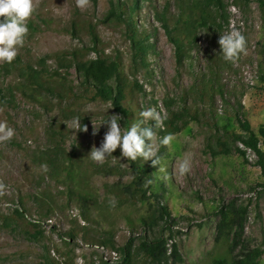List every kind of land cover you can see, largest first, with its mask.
Wrapping results in <instances>:
<instances>
[{"label":"rangeland","instance_id":"obj_1","mask_svg":"<svg viewBox=\"0 0 264 264\" xmlns=\"http://www.w3.org/2000/svg\"><path fill=\"white\" fill-rule=\"evenodd\" d=\"M183 1L192 0H140L138 23L152 31L156 42L149 59L153 69L151 82L145 73L140 74V82L147 91L139 100L141 106L156 107L163 121L168 116L167 101L171 100L173 108L178 110L179 98L197 83L196 73L212 69L218 71V83L229 101L225 104L220 96L215 99L218 126L242 133L232 116L235 105L241 101L246 118L258 132L264 127V9L257 0L246 5L236 4L234 0L238 13L233 16L229 10L230 25L215 34L201 31L197 47L191 50L192 59L179 61L175 43L156 12L177 19ZM223 1L230 5V0ZM33 3L29 32L18 51V59H35L91 45L87 30L77 36L73 34V23L77 22L80 28L93 27L106 52L119 53L128 68L130 42L125 26L109 16L111 0H89L83 9L77 7L76 0H33ZM229 30L239 31L246 38V53L236 63L225 61L220 54L218 39ZM47 68L54 71L56 62L49 60ZM65 76L76 89L80 83L76 72L72 70ZM20 82V76L13 72L2 79L1 85L14 86ZM192 101L189 96L188 104ZM48 102L45 108L44 104L20 93L14 107L0 102V122L15 129L10 141H0V181L7 186L0 195V264H48L47 259L61 264L65 257L61 252L72 253L75 264L101 261L103 255L96 249L100 245L97 241L113 237L122 246L143 235L139 220L147 217L155 206L154 198L133 204L122 202L110 191L112 186L121 188L133 179L131 164L127 158H121L119 148L103 164L88 158L93 145L99 147L103 141L107 125L102 123L118 115L110 103L89 102L71 112L69 100L61 106L57 99ZM206 111L199 123L192 122L175 134L170 147L160 145L161 136L156 134L153 144L162 157L164 171L153 167L150 161L139 160L141 166L152 171L150 193L163 198L177 223L173 231L183 257V262L178 264H212L219 221L217 210L230 201L249 207L244 236L233 255L239 257L257 247L264 249V175L251 151L247 152V161L237 153L210 155L207 143L213 117ZM54 124L61 125L62 147L74 159L70 171H79L73 174L71 182L61 186L52 181L50 172L55 168L47 161L53 145L48 133ZM82 125L87 126V132L79 131ZM120 126L124 130L121 122ZM94 128L99 130L96 135ZM261 147L264 150L263 141ZM185 156L191 160V171L181 175L178 162ZM81 166L83 170L79 169ZM76 194L87 200L84 207L77 202ZM20 200H24L28 210L26 220L41 223L45 234L39 242L29 241L24 228L11 219ZM48 206L51 213H47ZM75 231L76 240L68 245L65 242L68 233ZM105 247L117 253L110 246ZM259 264H264V256Z\"/></svg>","mask_w":264,"mask_h":264},{"label":"trees","instance_id":"obj_2","mask_svg":"<svg viewBox=\"0 0 264 264\" xmlns=\"http://www.w3.org/2000/svg\"><path fill=\"white\" fill-rule=\"evenodd\" d=\"M250 1L236 0V4L246 5ZM257 2L264 9V0H257ZM140 3V0H121L117 3L111 0L109 16L125 26V34L130 42L128 68L125 67L124 58L119 53L106 52L93 27L80 28L79 24L74 22L73 34L77 36L87 30L91 37V45H83L35 59L17 58L12 64L0 63V102L5 106L14 107L17 94L20 93L24 97L29 96L36 103L44 104L45 108L48 107V101L52 99H57L60 106L61 103L69 100L71 107L68 109L74 112L75 108L78 109L81 104L100 100L112 105L113 110L122 118L120 122L124 130H127L132 123L139 122L141 119L139 113L144 110L139 100L147 95L144 85L140 82V74L145 73L147 80L151 82L153 69L149 59L153 56L156 46L152 31L145 27L141 28L138 23L137 13L141 8ZM227 7L223 0H192L182 2L177 19L156 12L162 27L175 43L179 61L192 59L191 50L197 47L201 31L215 34L229 25ZM49 60H54L57 64V69L54 71L47 68ZM72 70L80 78L76 89L68 83L65 76ZM13 72L20 76L21 82L14 86H2V79L6 75H13ZM196 76L199 77L196 78V85L179 98L178 101L181 104L178 110L173 108L171 100L167 101L168 116L163 119L161 127L154 129L156 134L163 137L169 133L173 135L180 133L192 122L199 123L202 120L201 115L209 110L208 114L214 118L209 115L213 120L210 126L212 133L207 143L210 155L216 157L237 153L247 161V152L251 151L256 156V165L260 167L264 175V150L261 147V141L264 144V127H260L258 132L254 131L245 116L242 102L238 101L232 116L242 133L229 130L225 126L220 128L215 120V99L220 96L225 104L229 101L225 97L223 86L218 83V71L214 72L210 69L204 73H196ZM189 96L193 99L191 104H188ZM48 135L53 145L48 152L47 161L51 167L55 168V171L50 172L51 179L56 185L61 186V183L71 182L75 177L73 174H78L79 171H70L74 159L72 154L62 147L64 135L61 132V125L54 124ZM139 160V158L136 161L129 160L133 173L132 181L122 185L121 188L112 186L110 191L115 193L122 202L130 201L133 204L147 203L150 199H155L152 212L139 220L144 234L130 239L122 246L117 245L113 237L99 239L98 244L115 249L119 257L113 262L101 260L92 264H178L183 262L173 231L177 223L172 219L168 206L162 201L163 198L150 193L152 171L149 167L141 166ZM81 168L79 169L83 170ZM74 197L82 207L87 203L81 195L76 194ZM51 210L48 206L47 213H51ZM27 212L24 200H20L11 219L13 223L24 228V235L29 241L39 242L44 238L45 232L40 222L26 220ZM248 213L249 207L238 206L236 201L219 206L212 264L260 263L264 256V249L260 247L239 257L233 255L244 236ZM84 218L89 219L86 214ZM76 235V231L68 233V239L65 242L71 245L72 241L75 242ZM89 242L95 241L89 240ZM57 252L61 251L57 249ZM61 254L65 256L61 264H75L72 253L61 252ZM47 263L56 264L53 259H47Z\"/></svg>","mask_w":264,"mask_h":264},{"label":"clouds","instance_id":"obj_3","mask_svg":"<svg viewBox=\"0 0 264 264\" xmlns=\"http://www.w3.org/2000/svg\"><path fill=\"white\" fill-rule=\"evenodd\" d=\"M88 3L89 0H76L77 7L81 9L85 8ZM232 6L236 8V13L232 12ZM227 10L229 20L230 12L233 16L238 13L234 0H230ZM33 12V0H0V63L12 64L17 58L18 51L24 46L25 38L29 32L28 21ZM233 21L231 19V22L235 23ZM218 44L220 54L227 62L236 63L241 55L246 53V38L239 31L229 30L221 34ZM139 115L141 117L139 122L132 123L127 130H122L120 126L122 118L118 115H112L105 120L102 125H107V131L103 141L99 147L93 145L88 158L103 164L106 159L113 157V153L119 148L121 158H127L128 161H136L138 158L144 162L150 161L153 167L164 171L162 157L158 155L153 144L156 136L154 129L161 127V113L157 111L156 107H150L142 110ZM87 130L85 125L79 128V131L87 132ZM98 131L94 128L93 135H96ZM14 135V128L8 126L6 122H0V141H10ZM173 141L174 135L169 133L161 137L159 143L162 146L170 147ZM178 171L181 175L191 171L189 157L185 156L178 162ZM6 188L3 181H0V195L4 194Z\"/></svg>","mask_w":264,"mask_h":264},{"label":"built area","instance_id":"obj_4","mask_svg":"<svg viewBox=\"0 0 264 264\" xmlns=\"http://www.w3.org/2000/svg\"><path fill=\"white\" fill-rule=\"evenodd\" d=\"M231 10L233 13H236V8L234 6L231 7ZM234 22V21H233ZM96 249L103 255L104 261L113 262L118 259V253L115 251L110 252L106 247L104 246H96Z\"/></svg>","mask_w":264,"mask_h":264}]
</instances>
